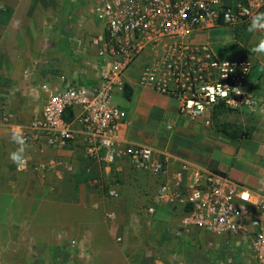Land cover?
Here are the masks:
<instances>
[{"label": "crops", "instance_id": "obj_1", "mask_svg": "<svg viewBox=\"0 0 264 264\" xmlns=\"http://www.w3.org/2000/svg\"><path fill=\"white\" fill-rule=\"evenodd\" d=\"M61 6L62 0H0V199L14 212L16 231L32 233L30 247L74 250L67 256L50 255L48 264H166L159 246L149 241L152 227L144 225L143 218L149 206L163 223L174 225V215L153 204V198L182 161L264 194V55L251 52L264 33H249L247 23L205 28L187 38L191 44L210 43L222 58H247L254 64L247 81L253 102L239 110L244 137L230 138L208 118L192 122L180 117L176 99L141 84L143 68L157 57L144 55L124 76L130 98L118 93L115 104L128 113L129 141L168 156L164 176L134 171L123 155L111 166L89 158L83 134L64 149L29 146L31 167L19 171L8 158L16 146L9 142L11 131L1 125L2 117L27 123L43 109L45 71L65 75L73 83L97 80L99 58L89 66H94L92 77L86 76L80 61L66 66L74 42L59 32ZM110 189L120 197L110 198ZM240 256L234 255V262L244 264ZM30 262L41 264L44 257L33 256Z\"/></svg>", "mask_w": 264, "mask_h": 264}, {"label": "built area", "instance_id": "obj_2", "mask_svg": "<svg viewBox=\"0 0 264 264\" xmlns=\"http://www.w3.org/2000/svg\"><path fill=\"white\" fill-rule=\"evenodd\" d=\"M92 7L101 25L88 41L100 55L97 80L73 83L45 71L43 109L27 123L7 115L1 119L11 132L20 127L29 146L64 149L83 134L89 158L111 166L123 155L134 171L164 176L168 156L129 141L128 113L115 104L126 72L144 55L157 57L143 68L141 84L176 99L179 116L188 121L209 118L215 107L239 111L253 102L247 88L254 68L249 59L222 58L210 43L191 44L187 38L205 28L249 24L251 16L264 12V0H93ZM30 164L27 159L19 171ZM108 196L120 194L110 189ZM154 203L174 215L171 240L186 251L226 252L241 255L244 264H264V194L182 161L159 185ZM176 264L192 263L180 259Z\"/></svg>", "mask_w": 264, "mask_h": 264}, {"label": "rangeland", "instance_id": "obj_3", "mask_svg": "<svg viewBox=\"0 0 264 264\" xmlns=\"http://www.w3.org/2000/svg\"><path fill=\"white\" fill-rule=\"evenodd\" d=\"M92 1L62 0L60 13L59 32L60 34L70 35L74 42V46L66 55L70 58L66 60V66H71L80 61L84 63L82 69L87 72L86 76L94 74L90 72L94 66L91 68L89 66H92L95 57L99 58L96 61L100 65V55L97 53V49L88 43L89 39L101 30V25L93 14ZM61 58L64 59L63 56ZM98 64L96 65L97 67H99ZM96 66L94 67L95 71H97ZM91 77L87 78V80ZM126 86L127 84H125ZM125 87L124 94L126 92ZM208 119L212 127L224 132L232 139L237 140L245 136L243 125L239 118V111L236 109L229 108V111H223L220 110V107H215ZM8 206V201L0 199V264H32L30 262L31 257L36 255L44 257V262L41 264H48L47 257L52 254L67 256L69 253L74 252V250L72 252L71 250L68 251V248L47 249L45 247H30L34 243V241H31L32 233L28 231L18 233L16 231L15 221L17 219L14 212L9 211ZM146 208L148 212L144 213L145 217L143 219L147 222L144 225L152 227V232L148 235V239L159 246V252H161L166 264H176L180 259L190 261L192 264H237L234 262V256L223 255L222 253H196L190 250L186 251L177 246L171 240L172 226H170V223L167 220L163 223V217H158L157 211H149V206H146ZM158 222L160 223L159 227H157Z\"/></svg>", "mask_w": 264, "mask_h": 264}, {"label": "clouds", "instance_id": "obj_4", "mask_svg": "<svg viewBox=\"0 0 264 264\" xmlns=\"http://www.w3.org/2000/svg\"><path fill=\"white\" fill-rule=\"evenodd\" d=\"M247 31L254 33L257 31L264 32V12H257L250 17V23ZM251 52L257 55H264V38L259 39L254 47L251 48ZM237 94L240 90L237 88L234 90ZM9 142L16 147L9 153V161L14 164L18 170H22L26 166L27 157L26 152L29 147L27 138L23 134L20 127H16L10 134Z\"/></svg>", "mask_w": 264, "mask_h": 264}, {"label": "trees", "instance_id": "obj_5", "mask_svg": "<svg viewBox=\"0 0 264 264\" xmlns=\"http://www.w3.org/2000/svg\"><path fill=\"white\" fill-rule=\"evenodd\" d=\"M125 97H126V99H129L130 98V94H129V87L128 86H126L125 87ZM220 107V110H223V111H229V109L228 108H225L224 106H219Z\"/></svg>", "mask_w": 264, "mask_h": 264}]
</instances>
